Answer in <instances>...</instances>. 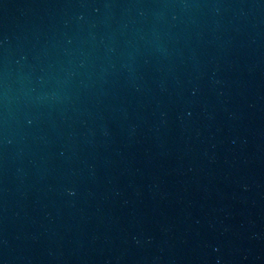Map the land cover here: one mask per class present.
<instances>
[{
  "label": "water",
  "instance_id": "95a60500",
  "mask_svg": "<svg viewBox=\"0 0 264 264\" xmlns=\"http://www.w3.org/2000/svg\"><path fill=\"white\" fill-rule=\"evenodd\" d=\"M0 264H264V0H0Z\"/></svg>",
  "mask_w": 264,
  "mask_h": 264
}]
</instances>
